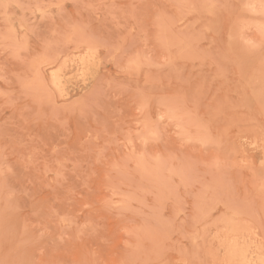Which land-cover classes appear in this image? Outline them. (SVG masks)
I'll use <instances>...</instances> for the list:
<instances>
[{
	"label": "rangeland",
	"instance_id": "1",
	"mask_svg": "<svg viewBox=\"0 0 264 264\" xmlns=\"http://www.w3.org/2000/svg\"><path fill=\"white\" fill-rule=\"evenodd\" d=\"M0 264H264V0H0Z\"/></svg>",
	"mask_w": 264,
	"mask_h": 264
}]
</instances>
